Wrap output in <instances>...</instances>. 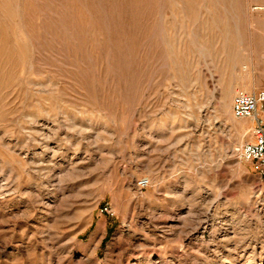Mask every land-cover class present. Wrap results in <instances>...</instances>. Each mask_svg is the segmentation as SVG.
Wrapping results in <instances>:
<instances>
[{"label": "rangeland", "instance_id": "rangeland-1", "mask_svg": "<svg viewBox=\"0 0 264 264\" xmlns=\"http://www.w3.org/2000/svg\"><path fill=\"white\" fill-rule=\"evenodd\" d=\"M244 88L264 0H0V264H264Z\"/></svg>", "mask_w": 264, "mask_h": 264}, {"label": "built area", "instance_id": "built-area-1", "mask_svg": "<svg viewBox=\"0 0 264 264\" xmlns=\"http://www.w3.org/2000/svg\"><path fill=\"white\" fill-rule=\"evenodd\" d=\"M259 112L263 115H259ZM232 115L238 120L256 117L252 141L237 148L236 155L242 162L251 163L254 173L264 180V90L252 93L238 91L233 100ZM148 185V180L140 182L141 188ZM105 211L108 212V208Z\"/></svg>", "mask_w": 264, "mask_h": 264}, {"label": "bare ground", "instance_id": "bare-ground-1", "mask_svg": "<svg viewBox=\"0 0 264 264\" xmlns=\"http://www.w3.org/2000/svg\"><path fill=\"white\" fill-rule=\"evenodd\" d=\"M245 89V90H244ZM243 90L245 91V92H249L250 93V89H248V88H244ZM231 93H234V92H231ZM230 108V107H229ZM260 113L261 112H259L258 114L260 115ZM256 117H253V118H251V119H249V120H251L252 122H253V124H254V119H255ZM245 120V119H244ZM244 120H242V121H244ZM242 121H240V122H242ZM243 123V122H242ZM242 123H240V128H239V131H240V134H241V137H244V135H245V133H244V131H243V126H242Z\"/></svg>", "mask_w": 264, "mask_h": 264}, {"label": "crops", "instance_id": "crops-1", "mask_svg": "<svg viewBox=\"0 0 264 264\" xmlns=\"http://www.w3.org/2000/svg\"><path fill=\"white\" fill-rule=\"evenodd\" d=\"M260 115H262V114H260Z\"/></svg>", "mask_w": 264, "mask_h": 264}]
</instances>
